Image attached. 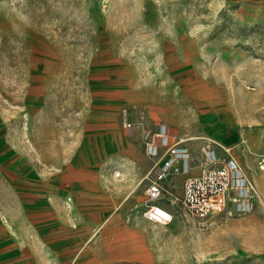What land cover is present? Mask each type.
Here are the masks:
<instances>
[{"label": "rangeland", "instance_id": "obj_1", "mask_svg": "<svg viewBox=\"0 0 264 264\" xmlns=\"http://www.w3.org/2000/svg\"><path fill=\"white\" fill-rule=\"evenodd\" d=\"M183 127L247 205L196 218L171 174L144 217L147 143ZM262 158L264 0H0V264H264Z\"/></svg>", "mask_w": 264, "mask_h": 264}, {"label": "built area", "instance_id": "obj_2", "mask_svg": "<svg viewBox=\"0 0 264 264\" xmlns=\"http://www.w3.org/2000/svg\"><path fill=\"white\" fill-rule=\"evenodd\" d=\"M155 135L161 139L165 138V134L161 132ZM147 146L151 151L147 152L148 156L153 163L145 175L147 184L144 187L146 203L143 215L149 221L167 223L172 219V212L158 203V200L164 191L162 182L173 167L178 154V143L167 145L157 157H154L153 139ZM262 162L261 167H264V158ZM252 190V184L243 176L234 158L221 159L213 155L203 159L198 174L184 178L179 200L191 215L204 218L223 210L229 203L247 205Z\"/></svg>", "mask_w": 264, "mask_h": 264}, {"label": "crops", "instance_id": "obj_3", "mask_svg": "<svg viewBox=\"0 0 264 264\" xmlns=\"http://www.w3.org/2000/svg\"><path fill=\"white\" fill-rule=\"evenodd\" d=\"M157 133L159 132H156L155 134ZM209 133L212 134L211 137L213 141H215L218 144L222 142L220 137L214 136L212 132H209ZM163 134H165L164 139H161L157 137L156 135H154L157 137L156 138L157 140L161 139V142H159L158 144H155V147H157V150H158L157 153H161L167 145L172 144V143H178V154L174 160L173 167L169 170L168 175L166 177L172 174L173 179H174V184L176 186L177 185L180 186L181 193H182V183H183L184 178L187 176L196 175L199 173L201 165H202V161L207 156L206 147L207 148L210 147L211 139L204 138L203 136L194 138L193 136L189 135L190 133L186 127H183V129H178V130L176 128H172L171 130L169 129L166 132L164 131ZM152 138L154 141V137ZM213 152H214L213 153L214 155L218 156V153L216 151H213ZM146 155H147L146 157L152 161L150 156H148V153ZM231 157L234 158L233 156ZM234 160L236 159L234 158ZM236 162L238 163L237 160ZM144 164H145V161H143V157L140 154L137 159H133L129 161L127 168L129 167V165H131L132 169L128 170V172L130 171L135 172V174L139 177L141 167L144 166ZM151 167H152V164L150 168ZM240 169H241V166H240ZM166 177L164 178V180L166 179ZM164 180L162 182L163 187H164ZM136 185H137V180L136 181L134 180V183L131 185V188L133 189L134 187H136ZM124 190L125 192L126 191L128 192L131 189L129 186H126ZM181 193H180V196H181ZM158 203L165 206L164 203L161 202V198L158 200ZM165 207L168 208L167 206Z\"/></svg>", "mask_w": 264, "mask_h": 264}, {"label": "bare ground", "instance_id": "obj_4", "mask_svg": "<svg viewBox=\"0 0 264 264\" xmlns=\"http://www.w3.org/2000/svg\"><path fill=\"white\" fill-rule=\"evenodd\" d=\"M117 175L119 174V173H116Z\"/></svg>", "mask_w": 264, "mask_h": 264}]
</instances>
